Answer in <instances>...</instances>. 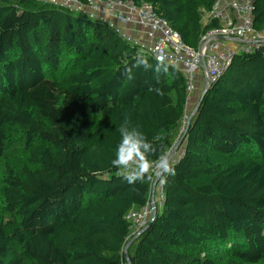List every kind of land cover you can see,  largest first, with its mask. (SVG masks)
<instances>
[{
    "label": "trees",
    "instance_id": "obj_1",
    "mask_svg": "<svg viewBox=\"0 0 264 264\" xmlns=\"http://www.w3.org/2000/svg\"><path fill=\"white\" fill-rule=\"evenodd\" d=\"M120 1L150 4L193 50L213 26L202 24L213 0ZM248 1L264 31V0ZM185 99L178 70L104 21L0 0V159L10 143L27 150L2 178L0 264H263L264 50L235 56L209 85L162 176L161 206L127 240L126 216L149 203V166L171 150ZM124 124L153 146L131 183L111 164Z\"/></svg>",
    "mask_w": 264,
    "mask_h": 264
},
{
    "label": "built area",
    "instance_id": "obj_2",
    "mask_svg": "<svg viewBox=\"0 0 264 264\" xmlns=\"http://www.w3.org/2000/svg\"><path fill=\"white\" fill-rule=\"evenodd\" d=\"M36 1L51 2L71 9L84 6L95 17L114 18L123 25H140L147 31V39L150 42L149 56L157 63L178 70L184 78L185 113L180 120L177 138L171 150L149 166L152 174L151 186L156 182L154 206L149 202L126 216L130 230L127 240L132 241L152 219L155 204H162L160 182L165 171L158 168L157 163L165 159L170 167L182 155V148L179 151L178 144L191 115L194 114L191 102L196 89L200 88L203 94L211 83L224 74L235 56L264 50V31L254 29L252 3L248 0H213L207 13L209 24L213 26L201 35L197 50L185 45L179 34L153 11L150 4L142 3L136 6L131 1L120 0H86L85 5H81L79 0ZM138 164H142V160L130 163L127 174H132Z\"/></svg>",
    "mask_w": 264,
    "mask_h": 264
},
{
    "label": "clouds",
    "instance_id": "obj_3",
    "mask_svg": "<svg viewBox=\"0 0 264 264\" xmlns=\"http://www.w3.org/2000/svg\"><path fill=\"white\" fill-rule=\"evenodd\" d=\"M118 132L121 138L118 145L116 146L115 158L111 161V164L114 167L126 169L128 168L130 163L142 160L147 154L151 153V151L153 150V146L150 141L146 138L145 134L138 128H129L126 124H124L121 125V127L118 129ZM157 167L163 171L169 170L168 162L165 159L159 160L157 163ZM145 171L146 169L144 165L138 164L136 168L133 169L132 174L125 176L124 179L131 183L134 180L141 179ZM129 243H131V241ZM125 250H123L124 254Z\"/></svg>",
    "mask_w": 264,
    "mask_h": 264
},
{
    "label": "crops",
    "instance_id": "obj_4",
    "mask_svg": "<svg viewBox=\"0 0 264 264\" xmlns=\"http://www.w3.org/2000/svg\"><path fill=\"white\" fill-rule=\"evenodd\" d=\"M74 10L86 16L93 17L95 19H100L104 21L107 25H109L110 27L115 29L117 32H119L122 35V37L126 39V41L128 39L129 41L133 42L132 44L135 46L137 44L140 45V43L142 45L144 43V45L150 46V42L147 39V31L145 30V28L141 27L138 24L131 23V24L123 25L117 19H114V18H109V17L108 18H98V17H95L93 14H91L89 10L83 6L79 8H75ZM202 24L203 25L209 24L207 13L204 16H202ZM145 50L148 52L149 48ZM201 94H202V90L200 88H197L192 98V102H191L192 110L195 108ZM181 148L182 147H180L179 151L181 150Z\"/></svg>",
    "mask_w": 264,
    "mask_h": 264
},
{
    "label": "rangeland",
    "instance_id": "obj_5",
    "mask_svg": "<svg viewBox=\"0 0 264 264\" xmlns=\"http://www.w3.org/2000/svg\"><path fill=\"white\" fill-rule=\"evenodd\" d=\"M127 41L129 40L127 39ZM136 46L140 47L143 51H146L145 49L149 48V45H144V43L143 45L140 43V45L137 44ZM60 76L61 73L55 75L57 78ZM26 155L27 150L23 147V144L20 141L10 143L4 148L3 156L0 159V220L6 219L2 201V178L4 177L6 170L10 169L12 171H17L21 168L26 162Z\"/></svg>",
    "mask_w": 264,
    "mask_h": 264
},
{
    "label": "water",
    "instance_id": "obj_6",
    "mask_svg": "<svg viewBox=\"0 0 264 264\" xmlns=\"http://www.w3.org/2000/svg\"><path fill=\"white\" fill-rule=\"evenodd\" d=\"M204 93L201 95L200 99L198 100V102H197V104H196V106H195V108L193 110L194 112L198 108V106L200 104V101H201L202 97L204 96ZM155 186H156V182L152 185V188H151V194H150V200H149L151 206H154V191H155ZM149 225H150V223H149Z\"/></svg>",
    "mask_w": 264,
    "mask_h": 264
}]
</instances>
